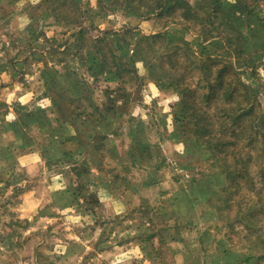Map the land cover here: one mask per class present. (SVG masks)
<instances>
[{
  "label": "rangeland",
  "instance_id": "374dc122",
  "mask_svg": "<svg viewBox=\"0 0 264 264\" xmlns=\"http://www.w3.org/2000/svg\"><path fill=\"white\" fill-rule=\"evenodd\" d=\"M0 264H264V0H0Z\"/></svg>",
  "mask_w": 264,
  "mask_h": 264
},
{
  "label": "trees",
  "instance_id": "16d2710c",
  "mask_svg": "<svg viewBox=\"0 0 264 264\" xmlns=\"http://www.w3.org/2000/svg\"><path fill=\"white\" fill-rule=\"evenodd\" d=\"M180 89H183V90H180L181 97H182L181 102H182V104L188 105V103L190 101V97H193L195 94V90L192 89L190 86H185V87L180 88ZM193 115H194V118H192L193 126L195 127V131L198 132V130H199V118H198L197 114H193ZM206 131H207V133H211V131H208V130H206ZM205 133L206 132H204V134Z\"/></svg>",
  "mask_w": 264,
  "mask_h": 264
}]
</instances>
